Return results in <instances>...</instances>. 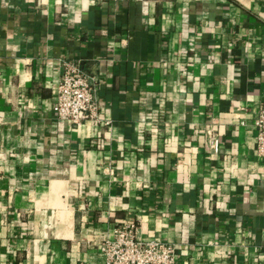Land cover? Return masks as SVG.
I'll return each instance as SVG.
<instances>
[{
  "label": "crops",
  "instance_id": "1",
  "mask_svg": "<svg viewBox=\"0 0 264 264\" xmlns=\"http://www.w3.org/2000/svg\"><path fill=\"white\" fill-rule=\"evenodd\" d=\"M66 63L107 124L57 119ZM262 103L264 0H0V264H105L130 220L176 264H264Z\"/></svg>",
  "mask_w": 264,
  "mask_h": 264
},
{
  "label": "built area",
  "instance_id": "2",
  "mask_svg": "<svg viewBox=\"0 0 264 264\" xmlns=\"http://www.w3.org/2000/svg\"><path fill=\"white\" fill-rule=\"evenodd\" d=\"M57 119L74 126L86 120L100 124L101 119L96 79L83 69L66 63L57 84L53 106ZM256 154L264 158V103L259 105L253 122ZM206 147L213 153L220 151V139L215 127L205 133ZM137 222L123 221L113 226L110 233L95 243L103 254L105 264H176L175 243L163 240L158 235L141 237L137 233Z\"/></svg>",
  "mask_w": 264,
  "mask_h": 264
}]
</instances>
